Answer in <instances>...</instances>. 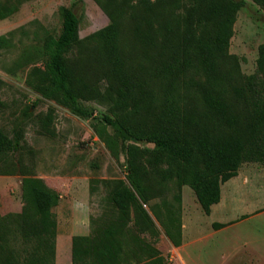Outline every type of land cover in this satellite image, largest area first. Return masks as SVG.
<instances>
[{
	"label": "trees",
	"instance_id": "trees-1",
	"mask_svg": "<svg viewBox=\"0 0 264 264\" xmlns=\"http://www.w3.org/2000/svg\"><path fill=\"white\" fill-rule=\"evenodd\" d=\"M23 1L0 0V19ZM94 1L107 23L80 38L62 7L58 32L38 50L43 68L31 70L41 97L80 117L92 115L82 101L103 105L94 132L124 156V178L102 180L111 214L71 236L70 264H162L144 235L155 240L159 227L180 244L182 185L208 214L242 163L264 165V43L243 73L228 51L243 0ZM250 1L264 11V0ZM20 139L0 128V174L21 175L20 211L0 216V264H53L59 194L12 158Z\"/></svg>",
	"mask_w": 264,
	"mask_h": 264
},
{
	"label": "rangeland",
	"instance_id": "rangeland-1",
	"mask_svg": "<svg viewBox=\"0 0 264 264\" xmlns=\"http://www.w3.org/2000/svg\"><path fill=\"white\" fill-rule=\"evenodd\" d=\"M243 1L228 51L240 59V70L249 74L257 46L264 43V11L250 0ZM62 7L78 18L80 38L108 21L94 0H25L13 14L0 19V35L8 39L0 48V128L8 135L20 132V147L12 158H19L22 168L59 194L52 207L53 264H70L71 236L89 234L92 219L110 216L112 206L102 180L126 174L121 150L117 146L112 154L92 127L104 112L103 105L82 101L92 115L80 117L32 87L31 70L42 69L44 62L38 50L44 36L58 32ZM42 124L48 131L42 132ZM20 178L17 172L0 174V216L20 211ZM179 216L178 246L159 227L155 240L144 235L162 264H264V165L242 163L233 177L221 183L219 201L208 214L201 211L192 190L182 185ZM214 222L222 225L213 226Z\"/></svg>",
	"mask_w": 264,
	"mask_h": 264
}]
</instances>
